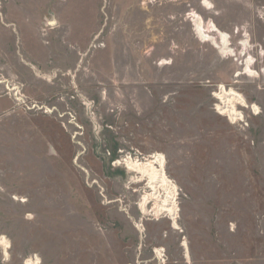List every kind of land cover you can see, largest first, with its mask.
<instances>
[{
  "label": "rangeland",
  "instance_id": "374dc122",
  "mask_svg": "<svg viewBox=\"0 0 264 264\" xmlns=\"http://www.w3.org/2000/svg\"><path fill=\"white\" fill-rule=\"evenodd\" d=\"M154 153L177 229L125 168ZM0 235V264H264V0H0Z\"/></svg>",
  "mask_w": 264,
  "mask_h": 264
},
{
  "label": "bare ground",
  "instance_id": "6f19581e",
  "mask_svg": "<svg viewBox=\"0 0 264 264\" xmlns=\"http://www.w3.org/2000/svg\"><path fill=\"white\" fill-rule=\"evenodd\" d=\"M205 4L210 6V3L205 1ZM195 25V29L202 38H208L209 36L205 34V29L203 28L202 18L196 14H190ZM55 19L47 21V24L54 25ZM217 27L212 23L210 29L213 30ZM207 29V28H206ZM209 29V30H210ZM221 42V51L225 52L224 45L226 44V34L219 32ZM228 50V49H227ZM249 61L246 63L245 71L247 73H252L253 71L249 68ZM246 74V73H245ZM251 76V75H250ZM221 90L216 93V98H218V109L220 112L228 116L231 120H239L242 118L241 111L238 110V106H247V101L243 95L237 92L233 88H226L221 85ZM216 105V106H217ZM254 111L259 112L258 107L255 104L251 105ZM127 157V156H126ZM124 160V159H123ZM125 168L129 173L135 178L133 182H144V192L140 199V209L145 211L146 206L152 202V207L155 214L165 213L170 216L172 227L174 229L178 228V222H176L177 206H176V195L177 188L176 185L168 178L165 172V160L164 156L160 153H154L148 158L140 161L137 158H132L131 156L125 159ZM9 242L6 237L0 235V245L3 249L8 248ZM185 244V243H184ZM185 247L187 248L186 244ZM186 250V249H185ZM187 251V250H186ZM161 250L155 249V253L161 257ZM188 258V253L186 254ZM25 264H39L37 258L27 259Z\"/></svg>",
  "mask_w": 264,
  "mask_h": 264
},
{
  "label": "crops",
  "instance_id": "0c3cea01",
  "mask_svg": "<svg viewBox=\"0 0 264 264\" xmlns=\"http://www.w3.org/2000/svg\"><path fill=\"white\" fill-rule=\"evenodd\" d=\"M67 26H69V29H66V31H68V35L71 36L73 34V29L71 28V24H69ZM65 28H67V27H65ZM60 46L61 45H58V47H60ZM66 48H68V47H66ZM64 51H66L67 55H69L70 53H72V51L70 49L69 50H66L65 49ZM49 53H51V54H48V57H47V60L45 61V63L47 61H50V58L55 59L57 62H60L61 61L60 60L61 56H62V58H64L62 54L60 55V52L59 51L57 53H55V51L52 50V51H49Z\"/></svg>",
  "mask_w": 264,
  "mask_h": 264
}]
</instances>
